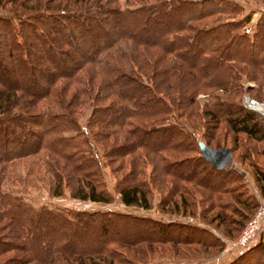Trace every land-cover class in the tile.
<instances>
[{"label": "trees", "instance_id": "16d2710c", "mask_svg": "<svg viewBox=\"0 0 264 264\" xmlns=\"http://www.w3.org/2000/svg\"><path fill=\"white\" fill-rule=\"evenodd\" d=\"M123 3L0 0V163L38 157L49 174L50 195L67 189L80 200L109 202L97 155L110 154L120 160L114 170L127 169L113 186L124 205L150 207L152 182L142 178V165H149L152 179L164 184L162 207L193 213L188 207L198 201L201 218L227 223L224 210L237 211L221 195L234 194V202L246 207L240 197L244 176L207 161L195 128L200 125L202 141L214 147L224 146L210 144L219 124L224 138L231 133L235 142L238 134L264 140V117L236 100L240 75L264 67V12L248 34L239 30L248 16L201 22L237 13L224 0ZM32 50L49 67L30 62ZM85 64L92 72L81 77ZM8 69L21 76L10 77ZM60 78L78 85L56 93ZM97 78L102 94L89 92ZM199 93L207 94L201 103ZM89 103L81 126L78 110ZM252 174L263 196L264 169L252 162ZM196 194L198 199L188 198ZM251 201L260 203L254 196ZM3 219L1 235L19 239L17 247L36 264H120L128 258L125 249L134 246L154 252L156 244H218L211 231L180 219L34 206L0 186ZM224 264H264V226Z\"/></svg>", "mask_w": 264, "mask_h": 264}, {"label": "rangeland", "instance_id": "374dc122", "mask_svg": "<svg viewBox=\"0 0 264 264\" xmlns=\"http://www.w3.org/2000/svg\"><path fill=\"white\" fill-rule=\"evenodd\" d=\"M224 2L237 7V13H225L219 15L214 14L204 18L201 22L213 21L216 18L226 21L248 16V19L242 24L243 27L241 26L239 30H246L248 34H250L255 28L256 20L259 18L260 14L264 12V0H224ZM118 4L122 6L124 4L123 0H118ZM120 47H122L121 42ZM152 49L155 48H150L149 51ZM36 52L39 51L32 50L29 52L30 62L31 59H34V61L36 59L39 60V62H42V57L38 56ZM78 57L79 55L76 56V58ZM42 64L45 66L48 65L45 61L42 62ZM83 67L79 72L81 77H84L87 71L92 72L91 64H85ZM8 73L10 77L15 79L21 76L13 69H8ZM247 74L248 76L240 75L238 79L239 88L236 100L245 106L242 97L244 95H248L259 102H264V67L259 70H249L247 71ZM60 79L54 84V89L56 90V93L59 94L64 93V90L67 86L71 90L72 87L77 84L74 81V86H72V81L69 80V78ZM34 80L38 81V78L34 77ZM39 83H41V81H39ZM92 83L94 86H90L89 92L93 93L96 91L99 94H102L103 92L99 91L101 86L98 85V78L93 80ZM70 84L71 86H69ZM209 91H211V89H209ZM206 96V93H199L197 95L199 103H201L202 100L206 98ZM97 100L98 99L91 101V103H97ZM91 106L92 104L90 103L80 106L77 118L81 126L85 125V122L91 111ZM256 107H259V105ZM246 108L254 110L259 115L264 117V115L259 110L252 109L250 107ZM24 110L26 111V109ZM223 125L224 124H219L217 129H215L216 137L210 140V144L216 146L223 144L224 146L214 147L205 144V146L209 147V150H203L201 155L216 168L230 169L242 173L244 176L242 180L244 184V192H242L240 197L243 195L246 197L245 202H247V205L245 207V205L234 202V199H232L230 196L234 194L223 193L221 195L222 202L223 200L225 202H229V207H235L237 213H235L233 210L230 211L229 209L224 210V213H226L227 217H229V221L227 223L222 222L220 225H216L217 221L215 220L208 222L207 219L201 218L200 208L203 203L198 201L194 203L195 205L188 207L192 209L193 213L173 212L164 208V206L162 207L159 203V199L165 193V189L163 187L164 184L152 179L153 175L150 173L151 170L149 165H142L144 169L142 178H145L147 182H152H150L152 185L149 196L150 207L144 209L138 206L124 205L120 201L119 195L114 191L113 186L117 177H120V175L123 174L127 169L124 167V169L121 171L114 170V167L120 161L119 158L116 156L113 158V156L111 157L110 154L103 157V155H101V153L99 154V152L97 157L100 163V169L103 173L102 179L105 182L107 191L111 195V200L109 202L80 200L78 198L71 197L67 189H64L60 195H50L48 193L47 183L45 182V180L49 177V174L41 170L43 166L41 160L38 157L32 156L18 157L8 161L7 163H0V186L4 190L20 194L27 202L34 206L47 204L50 207L89 211L111 209L120 212L151 216L163 220L176 218L201 226L211 231V233L218 239V244L209 248H204L198 243H177L173 245L161 244L158 247L157 244L156 246L154 244L153 246H155V251L153 252L151 250L149 251L148 246H144V248H141V246H134L125 249V251H127L125 254L128 258L125 259V263L120 264H224L226 257L232 255L238 250L236 247L223 252L222 249L226 243L225 241L234 240L240 233L242 227L249 217L256 213L261 203H264V195L262 196L259 192L252 174V162L257 163L260 168L264 169V140L255 141L246 138L243 134H238L237 141L235 142L231 138V133H229L227 137L224 138ZM195 130L197 132L196 138L198 140H202L201 126L197 125ZM216 140L219 141V143L215 144ZM42 152L43 151L40 152V155H42ZM128 157L129 156H126V158ZM154 175L157 178L160 177L156 174ZM150 177L151 179L149 180ZM188 187L192 188V186L189 185ZM253 196L260 201L257 207H255L254 202L251 201ZM188 198L195 200L198 199V195L196 194L195 197L191 195V197ZM215 210L216 208H212V210L209 212L210 215ZM2 221L5 220H0V264H36L29 258L25 250L17 247L20 243L19 239H15L11 236L7 237L1 235L3 232L1 228ZM236 222H239L240 224ZM2 241L12 243V247L8 248V245L4 244Z\"/></svg>", "mask_w": 264, "mask_h": 264}, {"label": "built area", "instance_id": "2783aa9c", "mask_svg": "<svg viewBox=\"0 0 264 264\" xmlns=\"http://www.w3.org/2000/svg\"><path fill=\"white\" fill-rule=\"evenodd\" d=\"M243 103L246 107L259 110L264 115V102H259L248 95L242 97ZM259 107H256V105ZM264 226V203L259 205L258 210L255 214L249 217L244 226L242 227L240 233L232 241H225V245L222 249L223 252L234 249H241L255 240L259 230ZM227 256L226 258H228Z\"/></svg>", "mask_w": 264, "mask_h": 264}, {"label": "water", "instance_id": "95a60500", "mask_svg": "<svg viewBox=\"0 0 264 264\" xmlns=\"http://www.w3.org/2000/svg\"><path fill=\"white\" fill-rule=\"evenodd\" d=\"M198 147L201 151V154L203 153V148H206V150H209V147L205 146L204 142L202 140L197 141Z\"/></svg>", "mask_w": 264, "mask_h": 264}, {"label": "bare ground", "instance_id": "6f19581e", "mask_svg": "<svg viewBox=\"0 0 264 264\" xmlns=\"http://www.w3.org/2000/svg\"><path fill=\"white\" fill-rule=\"evenodd\" d=\"M256 105V104H255ZM257 106V105H256ZM204 150H206V148H203ZM206 151H208V150H206ZM221 164V163H220Z\"/></svg>", "mask_w": 264, "mask_h": 264}]
</instances>
